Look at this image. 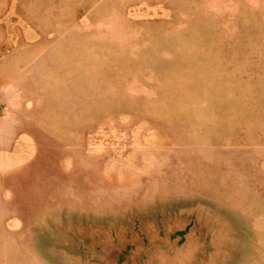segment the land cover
Wrapping results in <instances>:
<instances>
[{"label":"rangeland","instance_id":"obj_1","mask_svg":"<svg viewBox=\"0 0 264 264\" xmlns=\"http://www.w3.org/2000/svg\"><path fill=\"white\" fill-rule=\"evenodd\" d=\"M0 264H264V0H0Z\"/></svg>","mask_w":264,"mask_h":264}]
</instances>
